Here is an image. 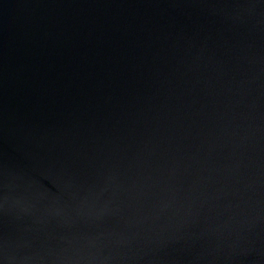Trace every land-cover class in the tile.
Listing matches in <instances>:
<instances>
[{
    "label": "water",
    "instance_id": "1",
    "mask_svg": "<svg viewBox=\"0 0 264 264\" xmlns=\"http://www.w3.org/2000/svg\"><path fill=\"white\" fill-rule=\"evenodd\" d=\"M0 264H264V0H0Z\"/></svg>",
    "mask_w": 264,
    "mask_h": 264
}]
</instances>
